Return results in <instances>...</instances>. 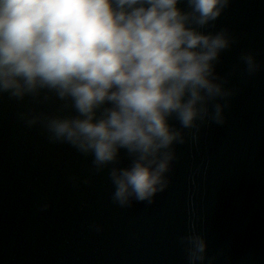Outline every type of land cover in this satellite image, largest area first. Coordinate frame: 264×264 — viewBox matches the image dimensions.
<instances>
[{
  "label": "water",
  "instance_id": "obj_1",
  "mask_svg": "<svg viewBox=\"0 0 264 264\" xmlns=\"http://www.w3.org/2000/svg\"><path fill=\"white\" fill-rule=\"evenodd\" d=\"M0 264H264V0H0Z\"/></svg>",
  "mask_w": 264,
  "mask_h": 264
}]
</instances>
